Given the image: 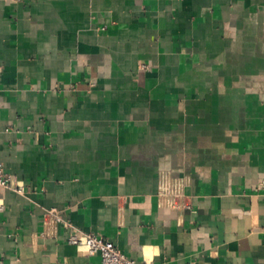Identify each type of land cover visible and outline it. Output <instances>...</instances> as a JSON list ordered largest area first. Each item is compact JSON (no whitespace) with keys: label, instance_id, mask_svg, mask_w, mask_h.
<instances>
[{"label":"crops","instance_id":"1","mask_svg":"<svg viewBox=\"0 0 264 264\" xmlns=\"http://www.w3.org/2000/svg\"><path fill=\"white\" fill-rule=\"evenodd\" d=\"M0 162V264H264V0H0Z\"/></svg>","mask_w":264,"mask_h":264},{"label":"built area","instance_id":"2","mask_svg":"<svg viewBox=\"0 0 264 264\" xmlns=\"http://www.w3.org/2000/svg\"><path fill=\"white\" fill-rule=\"evenodd\" d=\"M12 184V176L5 172L0 162V190L13 188L17 192L23 193L24 188L13 187ZM182 188V181L179 180H174L169 185L161 187L158 193L160 204L176 210L191 208V205L186 201ZM60 229L68 233L67 242L70 245L84 250L88 255H100V264H154L148 261L137 263L124 255L112 241L94 233L81 231L70 219L62 216L56 209L47 211L44 235L56 238Z\"/></svg>","mask_w":264,"mask_h":264}]
</instances>
